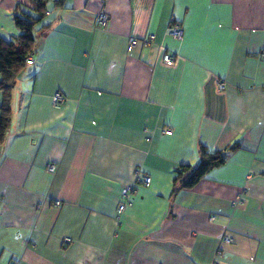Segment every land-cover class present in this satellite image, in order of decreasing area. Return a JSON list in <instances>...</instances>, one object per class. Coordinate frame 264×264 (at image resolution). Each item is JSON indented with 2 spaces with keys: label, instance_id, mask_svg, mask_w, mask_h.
<instances>
[{
  "label": "crops",
  "instance_id": "obj_1",
  "mask_svg": "<svg viewBox=\"0 0 264 264\" xmlns=\"http://www.w3.org/2000/svg\"><path fill=\"white\" fill-rule=\"evenodd\" d=\"M54 1L10 91L0 264H264V0ZM31 8L0 0L2 40ZM200 147L233 148L175 189L176 169L197 165ZM136 172L150 182L117 220Z\"/></svg>",
  "mask_w": 264,
  "mask_h": 264
},
{
  "label": "trees",
  "instance_id": "obj_2",
  "mask_svg": "<svg viewBox=\"0 0 264 264\" xmlns=\"http://www.w3.org/2000/svg\"><path fill=\"white\" fill-rule=\"evenodd\" d=\"M63 1L55 0L54 6H61ZM49 2L50 0H29L32 14L15 12L13 15L15 26L20 34L10 42L0 38V91L3 94L0 105V144L4 140L10 124V91L16 79L25 69L26 60L32 53L34 28L44 18ZM232 148L208 151L206 148L200 147L197 165H184L176 169L175 189H189L195 186L210 170L224 163L226 150Z\"/></svg>",
  "mask_w": 264,
  "mask_h": 264
},
{
  "label": "built area",
  "instance_id": "obj_3",
  "mask_svg": "<svg viewBox=\"0 0 264 264\" xmlns=\"http://www.w3.org/2000/svg\"><path fill=\"white\" fill-rule=\"evenodd\" d=\"M108 2V0H102V4L105 5ZM108 22V15L105 12V10H101L100 12H98V14L96 15V19H95V23L98 27L100 28H105ZM168 36L172 37L173 39H177L180 40L182 38V30L179 28V26L175 23H172L171 26L168 29ZM154 40V36L150 35L148 36L146 39L141 40V44L143 47L148 46L152 41ZM136 45V41L135 40H129L128 42V46L129 48H133ZM264 57V55L262 56ZM163 63L167 66H172L175 62V55L174 54H164V56L162 57ZM26 64L27 65H31L33 64V61L30 57L27 58L26 60ZM226 88V84L225 82H218L217 83V89L219 92L223 93L225 91ZM64 102V97L59 94V93H55L52 95L51 98V103L52 106L54 108H59ZM171 132L169 130L164 131L165 135H169ZM47 170L48 171H54L55 170V166L54 165H49L47 166ZM150 182V178L147 175L144 174H139L138 172L135 173L134 175V184L131 186H125L121 192H120V197H121V201L117 207L116 210V219L119 220L120 215L123 213V211L125 210V208L130 204V196L131 194L134 193V191L136 190L137 186H147ZM238 205L240 203V198H237V202ZM56 206H59L60 204L58 202L55 203ZM212 220V219H211ZM233 242V240L230 237H225L223 240H221V244H231ZM70 243V240L68 238H64L62 240V244L63 245H68ZM8 264H17L16 262L12 261Z\"/></svg>",
  "mask_w": 264,
  "mask_h": 264
}]
</instances>
